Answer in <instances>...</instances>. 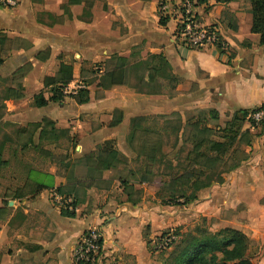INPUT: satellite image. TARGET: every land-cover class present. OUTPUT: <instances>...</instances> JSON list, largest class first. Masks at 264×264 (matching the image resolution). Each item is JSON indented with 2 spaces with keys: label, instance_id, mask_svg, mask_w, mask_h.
Listing matches in <instances>:
<instances>
[{
  "label": "crops",
  "instance_id": "crops-1",
  "mask_svg": "<svg viewBox=\"0 0 264 264\" xmlns=\"http://www.w3.org/2000/svg\"><path fill=\"white\" fill-rule=\"evenodd\" d=\"M181 1L82 0L69 5V0H21L13 9L0 6V80H8L0 90V107L5 106L1 121L26 129L49 119L56 129L68 131L75 143L64 164L40 152L47 169L27 170L20 180L7 171L10 167L4 169L9 186L4 195L0 191V264H77L75 248L89 229L103 236L99 264H155L147 238L157 236L173 221V213L164 208L169 206L157 203V208L147 209L155 205L143 203L145 207L137 213L143 193L138 203L129 202L120 185L126 178L113 176L117 168L95 174L97 182L84 189L85 200L78 204L74 218L61 215L55 190L67 184L72 169L66 164L107 142L131 159L128 139L136 117L179 113L185 118L195 110H213L224 128L235 113L264 105V46L251 31L250 1L207 0L198 9L201 25L214 26L228 44L230 63L215 48L192 50L177 40ZM161 4L167 7L166 16L161 14ZM161 17L167 18L164 25ZM160 54L178 79L174 95L166 87L155 90L163 96L135 92L129 85L99 87L105 73L118 67L113 58H123L131 67ZM62 63L73 66L67 94L87 88L89 102L79 105L66 97L62 103L35 107L36 95L51 96L44 87L46 74L58 71ZM19 70L23 71L16 74ZM10 89L23 98L7 99ZM244 130L253 136L251 145L244 147L248 159L226 174L224 183L199 193L196 212L212 215L220 227L244 233L261 246L264 258V124L253 128L246 122ZM27 152H19L18 157L22 160ZM13 181L19 184L14 186ZM106 183L110 187L99 186ZM148 186L135 189L143 191ZM137 215L151 235L137 233Z\"/></svg>",
  "mask_w": 264,
  "mask_h": 264
},
{
  "label": "trees",
  "instance_id": "trees-1",
  "mask_svg": "<svg viewBox=\"0 0 264 264\" xmlns=\"http://www.w3.org/2000/svg\"><path fill=\"white\" fill-rule=\"evenodd\" d=\"M252 6V33L260 38V45L264 46V0H249ZM207 0H200L201 4ZM82 0H69V5L81 4ZM91 9L92 4H88ZM167 18L161 17V24H165ZM222 40V38H221ZM222 42L218 44V52L223 56L221 50ZM249 45V44H248ZM232 59L228 58L230 63ZM117 61L114 70L107 71L101 78L99 87L111 88L114 86H127L130 84L132 72H136V79L139 88L152 92L151 96H163L156 89L167 88L170 95H174L177 90L178 79L172 73L171 66L163 54L153 55L148 60L137 65L128 67L123 58H113ZM23 70H19V74ZM15 74V75H16ZM73 80V66L62 63L58 71H50L44 79L45 89H49L51 96L46 99L44 93L34 97L33 105L37 108L46 107L50 103H62L66 97L73 98L77 104L83 105L89 102V90L80 89L77 94H67L65 88ZM5 82V80H0ZM147 87V88H146ZM145 91V90H144ZM146 95L147 92L141 91ZM7 99L20 100L23 95L18 91L7 92ZM5 106L0 107L3 113ZM259 110H264V105L253 111H240L234 114L232 119L222 128L219 126V115L213 110H195L191 117L184 120L179 113L168 116H160L166 119L162 127L158 130L144 128L150 117H136L131 120V129L146 136L155 135L157 142L144 140L138 152L137 160L141 166L135 171H130L128 178L121 180V188L127 195L129 202L136 204L141 200V194L135 187L142 185H153L159 188L160 197L167 194L161 204L171 207H186L199 198V193L209 189L214 184L224 183V176L235 171L248 159L244 147L251 145L253 136L248 130H244L245 123L251 122L250 116ZM159 118V117H156ZM0 116V131L8 123L2 122ZM264 122L262 123V125ZM40 131L39 142L35 143V135ZM20 133V132H19ZM26 136V142L21 145V151H40L46 156L52 155L47 150H42L44 142L66 139L70 141L72 148L75 143L69 136L68 131L58 130L55 123L49 119H44L41 123L29 124L26 129H21L20 137ZM164 136L175 139L172 147L181 144L186 150L184 164L175 166L169 160L168 152L164 149ZM4 147V145H3ZM0 147V169L10 166L8 161L3 159L4 148ZM65 163V159L62 161ZM128 163V159L122 155L112 142H107L97 151L92 152L82 159L66 164V168L72 169L67 177V184L56 188V194L62 197L71 198L72 203L62 207L61 215L67 218L76 216L78 204L85 200V188H91L96 184V176L76 178L73 171L78 166L90 168L93 172L102 173L118 168L120 165ZM162 169H164L162 171ZM167 171V172H166ZM40 189V188H38ZM69 206L74 210L70 211ZM179 231L174 232L179 244L175 247L165 264H254L248 255L250 248L249 238L241 231L226 228L217 233L207 229L197 228L192 233L179 236ZM167 235V234H164ZM77 264H91L82 263Z\"/></svg>",
  "mask_w": 264,
  "mask_h": 264
},
{
  "label": "rangeland",
  "instance_id": "rangeland-1",
  "mask_svg": "<svg viewBox=\"0 0 264 264\" xmlns=\"http://www.w3.org/2000/svg\"><path fill=\"white\" fill-rule=\"evenodd\" d=\"M130 77V84L129 87L134 89L135 92L137 91H144V88H139L137 79H136V72H132ZM8 81V80H7ZM5 81V82H7ZM5 82L0 83V90L2 89L3 86H5ZM144 92L149 93L150 95L152 92H149L147 89H145ZM1 95V94H0ZM1 113V111H0ZM193 112H190L185 115L184 120L187 118L191 117ZM159 118L155 117H150L151 119L144 124V128H149L153 130H158L162 127L163 123L166 121L164 118H160V116H157ZM21 133V128H18L16 126H12L10 124H7L6 127L0 131V147L4 145V154H3V159L5 161H8L10 164V170H7L8 172H12L13 175L15 176V179L17 178L20 180L21 176L27 172V170H31L34 168L38 169H47L48 164H46L43 159L40 157V151H35V150H29L27 152L26 156L22 157V160L18 157L21 151V145L26 142V136L20 137ZM175 138V137H174ZM171 139V141L168 139V137L164 136V149L166 152H168V157L169 160L175 161L174 165L175 166H180L184 164V160L186 157L187 151L182 149L181 144H179L177 147H172L173 142L175 139ZM151 140L152 142H157V137L155 135L151 136H146L143 133H137L134 130V135L132 132V129L130 130L129 133V144H130V149L131 152L133 153V156L131 159H128V163L124 165H120L117 170L114 172L113 176H115L116 179H122L128 178L129 172L135 171L139 169L141 166V162L137 160V155L138 152H140V147L141 144L144 140ZM42 150H47L54 155V159L58 161H63L64 159H68L70 157L71 153V143L70 141L68 142L66 139H61L57 143L51 144H43L41 145ZM20 152V153H19ZM45 158V157H44ZM24 159V160H23ZM26 160V161H25ZM24 161V162H23ZM59 163V162H58ZM164 169H162L163 171ZM76 178H83V177H89L92 175H95L92 169L90 168H85L84 166H78L73 169ZM167 172V171H166ZM6 170L0 169V178L2 179L0 181V191L4 195L5 193V188L9 186V184L6 182ZM19 182V181H18ZM17 181H13V185L15 186L16 184H19ZM99 183V182H98ZM111 184H99L100 187L102 188H108L110 187ZM28 192L29 189H26ZM143 193L142 198L144 199L141 203V205L137 206V213L139 210L144 208L143 203L146 205H155V206H148V208H157L159 205H156L157 203H161L163 201L164 197H167V194L164 193L162 194V197H160V192L159 188L157 186L149 185L148 187H144L143 191H140ZM157 193V194H156ZM163 198V199H162ZM198 206V202H194L193 204L186 206V207H164L170 210V213H173V221H170L169 224H166L163 229L159 231V234L157 236H152L151 238H147V250L148 253L151 257V260L155 262V264H165L166 261L169 259L170 255L172 254L173 250L175 247L179 244L177 241L175 244H173L170 249L167 251L163 252H155L153 249V240L156 238H159L160 236H165L164 234H170L174 233L175 230L179 231V236L182 234L186 233H192L194 232L197 228H203L207 229L210 232L217 233L221 230H224L226 228L220 227L219 226V221L216 222L217 220L214 219L212 215H209L207 217H203L201 214H198L196 212V208ZM154 211V210H153ZM139 221V229H137V233L142 231V236L144 235H151L149 232V227L147 228L145 225H142L141 219H139V216L137 215V222ZM143 226V227H142ZM244 234V233H243ZM250 240V239H249ZM138 248V244H137ZM248 255L252 262L254 264H264V258L262 256V248L260 245L251 243L250 241V248L248 250ZM128 264H133L131 261L128 262Z\"/></svg>",
  "mask_w": 264,
  "mask_h": 264
},
{
  "label": "built area",
  "instance_id": "built-area-1",
  "mask_svg": "<svg viewBox=\"0 0 264 264\" xmlns=\"http://www.w3.org/2000/svg\"><path fill=\"white\" fill-rule=\"evenodd\" d=\"M21 0H0V6L13 9L19 6ZM200 0H182L177 9L178 29L177 40L181 45L192 50H203L206 48H215L218 50V44L222 42L221 50L223 56L231 58V50L228 44L222 39L218 30L214 26H202L198 18V9L205 6ZM167 7L161 4V14L166 16ZM98 70V69H97ZM100 71V69H99ZM67 89L65 88V92ZM253 122V128H259L264 122V110H259L250 116ZM61 208L72 203L71 198H66L55 194ZM73 211V206H69ZM177 240L174 233L160 236L154 239L153 249L157 252H163L170 249ZM103 254V236L97 229H89L81 237L74 251V258L77 263L99 264Z\"/></svg>",
  "mask_w": 264,
  "mask_h": 264
}]
</instances>
